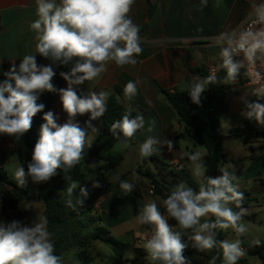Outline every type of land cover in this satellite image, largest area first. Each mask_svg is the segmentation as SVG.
<instances>
[{
  "label": "clouds",
  "instance_id": "9594fccd",
  "mask_svg": "<svg viewBox=\"0 0 264 264\" xmlns=\"http://www.w3.org/2000/svg\"><path fill=\"white\" fill-rule=\"evenodd\" d=\"M136 0H35L36 19L29 25L34 33L35 49L41 57L52 64L69 65L68 72L60 76L67 82L66 88L57 89L53 83L56 75L51 65H38L36 54H26L18 67L13 63L4 80L0 81V135L19 140L32 127L33 118L41 113L45 105L38 103L43 92H58L66 122L57 123L58 117L52 112L44 113V123L39 129V138L32 149L31 162L19 166L13 179L20 188L29 180L33 184L49 181L61 169L64 179L69 181L67 205L75 208L72 196L79 189L77 205H82L89 196L87 186L71 179L67 173L75 168L85 156V146L92 147L88 129L98 131L92 121L101 118L107 111L106 91H88L78 95L73 87L99 79L107 71L109 63L117 67L135 66L143 53L144 41L140 25L130 13ZM208 0H200L199 10L207 7ZM254 19L245 27L240 25L230 31L221 32L213 38V46L219 47L221 63L207 77H195L189 92L191 102L201 105L202 93L210 84H236L241 69L243 75L252 77L257 85L252 95L257 101L264 99V2L253 6ZM259 25V27H257ZM242 57V59H235ZM226 72L218 80L216 72ZM137 81H128L123 88L124 98L132 101L138 94ZM151 104V102H149ZM243 116L264 125V103L245 101ZM127 107L122 118L113 122L111 134L117 140L115 150L129 147L138 132L153 133L155 119L145 120L143 115L132 116ZM90 114L86 127L76 122V117ZM147 124V127H146ZM173 149V141L161 140L148 135L138 146L141 160L160 152L162 146ZM193 163L194 175L203 177L199 190L195 191L184 182L172 187L160 204L149 200L135 216L139 225L151 227L150 236L143 243V249L150 261L158 264H191L184 251L189 246L200 253L219 249L208 264H238L246 255L242 241L218 240V231L231 229L237 237L246 235L249 228L243 218L249 214L243 207L244 193L239 190L238 177L220 167L219 176H206L203 154L200 151L184 153ZM98 182L92 184L99 188ZM123 195L133 192L134 185L126 180L119 182ZM63 194V193H62ZM238 211H234L231 205ZM161 206L164 212H161ZM32 202H25L23 208L31 209ZM214 217V219H213ZM169 218L176 226L169 224ZM47 217L35 218L31 224L13 220L0 223V264H65L64 256L55 253L54 234L49 232ZM186 238V239H185ZM259 244V241H255Z\"/></svg>",
  "mask_w": 264,
  "mask_h": 264
},
{
  "label": "crops",
  "instance_id": "0c3cea01",
  "mask_svg": "<svg viewBox=\"0 0 264 264\" xmlns=\"http://www.w3.org/2000/svg\"><path fill=\"white\" fill-rule=\"evenodd\" d=\"M261 2L264 0H208L207 7L201 11L200 0H136L130 15L133 21L140 25V35L144 41L143 53L137 58L139 63L124 67L109 63L107 71L99 79L73 86L78 95L86 94L89 90L106 91L110 93L109 97L115 96L132 109L142 111L146 121L150 119L156 121L153 133L138 132L136 143H130L128 148L111 153H121L123 158L120 165L106 173L103 182L109 185V188L96 200L95 213L100 217L104 214L107 219H111L106 220V224L116 237L130 235L135 245L139 244L138 240L142 237H149L151 227L134 224L132 220L149 200H157L158 204L163 200L161 196L150 194L151 181L138 171V168L154 174L148 168V163L150 160H158L170 166L171 171L185 168L191 174L188 165L192 162L184 153H193L198 147L194 141L191 144L186 138V128L168 102L164 91L190 90L194 78L201 77L193 72L194 69L203 67L207 70L209 65L218 67L221 63L218 55L220 49L213 46V38L218 37L221 32L244 26L246 19L253 13V6ZM36 18L35 0H0V66L8 65L11 61H16L19 65L26 54H36L34 33L29 30L30 23ZM36 60L38 65L53 67L56 75L52 83L57 89L68 86L60 73L68 72L71 64L67 66L52 64L51 60L41 57L38 53ZM137 80L140 82L137 96L132 101L125 100L124 85L128 81ZM115 89L120 90V93H116ZM252 90L253 88L246 83L238 85L236 82L227 96L229 110L219 115L220 124H224L229 134L224 137L225 158L221 167H227L238 177L239 190L244 193L246 201L243 207L249 211L243 218L249 232L236 237L242 241V247L246 252L240 259L242 262L238 264H263L257 256L247 251L245 244L264 240V153L257 154V139L264 138H253L249 134L242 136L251 143L250 150L247 149L244 154L233 152L230 149L231 144L226 142L230 136L236 137L230 134L231 129L242 127L247 122L259 130H264V125H259L255 120H248L242 114L245 110V101L264 103L263 99L257 101V97L251 94ZM42 94L47 97L43 115L47 111H52L58 117L57 123L66 122L68 117L62 109L59 93L46 91ZM89 116L90 114L78 115L75 119L80 125H86ZM92 125L99 131L100 118L92 121ZM98 131L92 132L89 129L88 137L95 138ZM148 135L173 141V149L169 151L164 145L160 152L143 159L144 161L141 160L138 156V146ZM19 166H21L19 149L7 136L0 135V169H4L9 179L16 183L13 171ZM121 180L134 185L133 192L127 196L123 195L119 188ZM164 183L167 186L166 192L169 193L176 185L167 184L166 180ZM38 187L39 185L29 191L36 192ZM135 187L141 191L140 195L136 193ZM11 188L8 186L3 191L7 200L13 198L6 194V190L12 193ZM18 207L16 210L3 208L0 199V223L7 224L13 220L27 219V214L21 212ZM32 207L44 216L43 201L32 202ZM231 207L234 210L235 205ZM161 212H164L162 206ZM169 224L175 226L170 218ZM144 226L148 227V231ZM139 250L142 254L146 253L143 247H139ZM208 252L200 253L190 247L185 257L199 258L191 264H207Z\"/></svg>",
  "mask_w": 264,
  "mask_h": 264
},
{
  "label": "trees",
  "instance_id": "16d2710c",
  "mask_svg": "<svg viewBox=\"0 0 264 264\" xmlns=\"http://www.w3.org/2000/svg\"><path fill=\"white\" fill-rule=\"evenodd\" d=\"M6 70L7 65L0 66V81L5 79L3 73ZM193 72L202 78L209 75L203 67L196 68ZM225 75L226 72L220 69L217 73L218 80H223ZM246 81V77H241L238 79L237 84L242 85ZM233 86L232 84H210L208 89L202 93L201 105L199 106L191 102L190 90L164 91L168 102L184 124L187 135L196 144L205 147L207 150V155L202 161L206 168V176L216 177L221 175L219 169L225 158V145L218 116L229 110L227 96L232 91ZM115 92L120 93V90L115 89ZM46 99V95L40 94L37 102L45 105ZM127 107L115 96L108 98L107 111L100 118L99 131L91 141L92 147H85L84 160L67 173L72 180L79 181L82 186H87L89 189V196L82 205L76 204L79 189L72 196L75 208L67 205L68 197L64 190L67 188L69 181L64 179V173L61 169H58L57 174L49 181L40 183L36 192L20 188L9 179L4 169H0V194L8 186L12 187L11 191L13 193L12 199L2 200V207L16 210L24 200L31 202L43 201L45 203L44 217H47L49 232L54 234L53 239L57 255H63L73 248H76L82 255L86 254L95 240H101L109 245L117 256H123L129 248L128 244L113 236L109 229L101 227L99 224L100 218L94 214L96 200L109 188V185L103 182L106 173L120 165L123 158L121 153H108L117 144V140L109 129L113 122L122 118ZM136 115H143V112L134 110L132 116ZM42 117L43 111L33 118L31 129L19 140L7 136L19 149L20 164L26 170L27 164L31 162L32 149L39 138L40 126L44 123ZM81 127H86V125H81ZM230 134L233 136L249 134L253 138H264V130H259L248 122L242 127L231 129ZM136 141L137 136L130 143L134 144ZM138 171L151 181L154 186V194L161 196L163 199L167 197L169 192H166L167 186L163 180L158 179L149 170L142 171L138 169ZM172 173L175 180L186 183L195 191L199 190V184L195 182L185 168L172 170ZM94 182H98L101 186L93 188L92 184ZM135 191L137 194H141L138 187H135ZM245 202L243 201V205ZM238 210L236 207L234 208V211ZM170 221L176 226L175 220L170 218ZM217 239L224 240L225 232L218 231ZM245 247L251 255L257 256L264 264V240L260 241L259 244L246 243ZM218 251L219 249H213L206 254L207 264ZM184 255H187L186 251H184ZM240 262L242 260H239L238 263ZM217 264H221L220 259L217 260Z\"/></svg>",
  "mask_w": 264,
  "mask_h": 264
},
{
  "label": "rangeland",
  "instance_id": "374dc122",
  "mask_svg": "<svg viewBox=\"0 0 264 264\" xmlns=\"http://www.w3.org/2000/svg\"><path fill=\"white\" fill-rule=\"evenodd\" d=\"M220 118V116H218ZM221 127L223 128V136L226 138L229 134L228 131L226 129V127L224 126V124L222 125L221 123ZM221 128V129H222ZM186 138L188 139V141L192 144L194 141L193 139H191L189 136L186 135ZM88 139L90 141H92L94 139L93 138H89ZM247 138L242 137V136H236V137H231L230 139H227L226 142H229L231 144L230 149L233 152H236L238 154H244L245 151L248 149L250 150L251 147V143L248 142V140H246ZM184 144V142H183ZM87 146V145H86ZM85 146V147H86ZM197 149L194 151H200L203 154V158L204 156L207 155V150L205 147L198 145L197 144ZM118 150H115L114 147L109 151L110 153H115ZM264 153V139L262 140H258L257 139V154H263ZM142 168L144 167V162L141 164ZM193 163L191 165H188V169L191 171V175L193 177V179L195 180V182L197 184H199L200 182L203 181V177L197 178L194 175V171H193ZM148 168L150 170H152L155 174V176L158 179L161 180H166L167 184L170 183H175L178 184V182L175 181V176L173 175L172 171H171V167L165 165L164 163L156 160H150L148 163ZM140 169V168H138ZM146 170V169H145ZM15 171V170H14ZM13 171V173H14ZM16 182V181H15ZM39 184H33L31 182V180H29V182L27 183V185L24 187L28 190H34ZM6 194L7 196H13L12 193H10L8 190H6ZM25 202H30L28 200L23 201L20 205H19V210L25 214H27V219H25L24 221L22 220H18V221H22L24 222L26 225L31 224L32 221L35 218H43V214L42 213H38L36 212L33 207H31V209L25 210L23 208ZM94 214L95 211H94ZM97 217L100 218L99 220V224L101 227L103 228H107L110 229L107 224H106V220H108L106 218V216L103 214L102 217H100L99 215L96 214ZM111 220V219H109ZM132 222L134 224H136V220H132ZM145 230L148 228L146 226H144ZM148 231V229H147ZM227 239L228 240H234L236 239V234L231 230H227L224 231ZM113 236H115L112 233ZM116 237V236H115ZM117 239L121 240L122 242L128 244L129 248L126 250L125 254L123 256H117L112 248L107 245L106 243H104L101 240H95L93 245L89 248L88 252L86 254H80L78 252V250L76 248L71 249L70 251L64 253L62 256H64L65 259V264H158V262H153L150 261L147 258V253L142 254L139 250V247H143V244L139 245L134 243V240L132 238V236H117ZM148 237H142L141 239L145 240ZM190 247H188L187 249H185V251L189 252ZM188 258V257H187ZM191 262L194 261L195 259H199L198 257H194V258H188Z\"/></svg>",
  "mask_w": 264,
  "mask_h": 264
},
{
  "label": "built area",
  "instance_id": "2783aa9c",
  "mask_svg": "<svg viewBox=\"0 0 264 264\" xmlns=\"http://www.w3.org/2000/svg\"><path fill=\"white\" fill-rule=\"evenodd\" d=\"M254 19V17L251 15L249 18L246 19L245 23H244V26L247 27L250 23H251V20ZM257 27H259V25H257ZM235 59H242V57H236ZM13 63H15V65L18 67V63L16 61H11L9 62V64L7 65V70L6 72L10 69V67L13 65ZM217 66L216 65H209L208 68H207V73L208 74H211L212 70L213 69H216ZM219 71V70H218ZM218 71L216 72V75L218 73ZM264 71V70H262ZM243 72H244V69H241V72H240V76L238 78H241V77H246L247 78V81L245 82L247 85L251 86L252 88L254 87H257V85H254L251 83V79H255L254 76H252L251 78L248 77V76H245L243 75ZM264 100V99H263ZM150 194H154V186L152 185L151 188H150ZM0 199L2 200H7L6 198V195L2 192L0 194ZM138 243L141 245L144 243V240L143 239H139L138 240Z\"/></svg>",
  "mask_w": 264,
  "mask_h": 264
}]
</instances>
